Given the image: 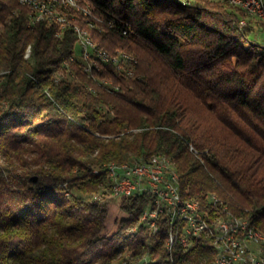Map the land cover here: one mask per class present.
Listing matches in <instances>:
<instances>
[{"label": "trees", "instance_id": "trees-1", "mask_svg": "<svg viewBox=\"0 0 264 264\" xmlns=\"http://www.w3.org/2000/svg\"><path fill=\"white\" fill-rule=\"evenodd\" d=\"M77 1L115 20L89 33L135 59L132 74L70 59L73 23L87 28L74 10L62 28L0 0V264H207L203 247L166 250L163 224L129 230L148 195L119 198L112 229V199L92 200L94 167L155 153L183 197L215 194L264 233V45L238 25L246 13L227 0Z\"/></svg>", "mask_w": 264, "mask_h": 264}, {"label": "built area", "instance_id": "built-area-1", "mask_svg": "<svg viewBox=\"0 0 264 264\" xmlns=\"http://www.w3.org/2000/svg\"><path fill=\"white\" fill-rule=\"evenodd\" d=\"M53 5V13L43 11L37 14H63L70 9H58L55 0H38ZM244 1L248 9L261 10L264 15V0H239ZM35 2H30L34 6ZM111 24L115 20L107 17ZM238 25L244 26L245 24ZM128 32V27H121ZM101 33V32H99ZM76 35V33H75ZM77 38L78 52L71 54L73 59L80 60V66L84 67L90 75L99 70L104 64L111 65L115 69L114 57H122V62L128 66V72L132 74L135 59H127L124 51L119 53L98 52L93 45H89L84 37ZM116 71V70H115ZM120 74V73H118ZM108 83H101L106 86ZM191 147V146H190ZM159 156L139 160V167H122L121 170H113V167H94L93 174H102L103 181L99 184V190L92 195V200L101 201L104 197L115 199L129 197L135 194H146L149 201L140 211L136 222L129 228L134 231L138 224L145 225L153 233L164 225L166 250L173 252L178 247L182 251H188L196 246L203 247L210 253V247L219 249V258L214 259L215 264H264V253H253L246 244L242 243L243 232L246 225L236 222V228H228V221L208 222L206 211H215L222 208L212 197H208L205 203L192 204L184 208V216H174L176 208V188L173 175L165 174L164 168H158ZM141 162H149L150 170H142ZM66 195H69L66 192ZM256 232V230H253ZM211 259V254H210ZM128 264H134L128 260Z\"/></svg>", "mask_w": 264, "mask_h": 264}, {"label": "bare ground", "instance_id": "bare-ground-1", "mask_svg": "<svg viewBox=\"0 0 264 264\" xmlns=\"http://www.w3.org/2000/svg\"><path fill=\"white\" fill-rule=\"evenodd\" d=\"M56 1V7L58 9H72L76 13L79 14L80 21L87 27L83 28L77 23H73L72 27L77 32V37H84V40L89 44L93 45L98 52L108 53L106 50L98 47L92 40L89 29H93L96 31H101L107 24L109 27H111L113 24L110 23V21H105L97 16H94L92 14V8L89 3H80L77 0H55ZM19 3L27 6L29 8L28 11H30L31 21L34 23L36 21L40 20H47V21H54L58 22L60 24V27L63 28V26L67 23L65 18V13L67 11H63V14H37V12H45V13H53V5L46 4V2L38 1V0H18ZM30 2H35L34 6H30ZM228 3L240 8L243 10L248 17L256 18L262 22H264V15L261 14V10H255V9H248V6L244 1L239 0H227ZM73 17L72 15H70ZM245 19H240L239 24H245ZM32 24V23H31ZM89 28V29H88ZM123 32H125L123 30ZM30 48L27 46L24 51V57H27L29 55ZM124 56L127 59H132L129 55L124 53ZM70 59L73 60L71 57ZM114 64L116 70L119 72H123L124 74L130 75L131 73L128 72V66H125L122 62V57H114ZM64 65H66L64 63ZM83 70L85 68L83 67ZM88 72V71H86ZM62 72H56L54 73L55 80H59L63 78ZM66 78L73 79L74 74L66 71ZM103 83H110V81L103 79ZM192 149V147H190ZM154 155L159 156L158 160V168H164L165 174L173 175L174 177L178 178V172L174 167L173 161L165 154L162 153H155L147 158H154ZM122 167H139V161H124L121 163H118L116 161H109L105 163L104 167H113V170H121ZM141 169L142 170H150V163L149 162H141ZM175 188H176V199L178 203H176V208L174 209V216H184V208L189 205L191 202L192 204H201V202L195 198H185L181 195L179 191V185H178V179L175 180ZM208 197H212L214 200L217 201V203L221 204L222 208H219V210L215 211H206V219H208V222H217V221H224V220H231L228 221V228H236V222H242L246 225V232H243L242 235V243L246 244V246L252 250L253 253H264V233L261 232L258 229H255L249 222V220L245 217L237 216L232 214L229 209L227 208L226 204L218 198L215 194H210ZM253 230H256V232H253ZM166 248V244H164ZM210 254L211 259H209V262L207 264H215L214 259L219 258V249L217 247H210ZM121 264H128V261L125 260Z\"/></svg>", "mask_w": 264, "mask_h": 264}, {"label": "rangeland", "instance_id": "rangeland-1", "mask_svg": "<svg viewBox=\"0 0 264 264\" xmlns=\"http://www.w3.org/2000/svg\"><path fill=\"white\" fill-rule=\"evenodd\" d=\"M245 20L251 21V27L253 30L251 31L250 36L253 37L257 42L264 45V31L263 28L260 26V20L253 17H249V18L246 17ZM118 202H119V198H115L112 199V201L109 204V217L107 223L109 229H112L114 227L113 225L116 219H118L119 217H124V214L121 212L118 206Z\"/></svg>", "mask_w": 264, "mask_h": 264}]
</instances>
